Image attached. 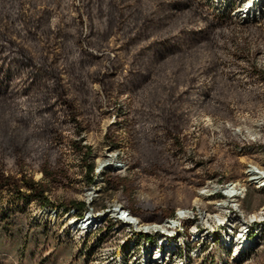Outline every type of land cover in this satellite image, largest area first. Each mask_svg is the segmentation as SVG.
I'll use <instances>...</instances> for the list:
<instances>
[{
  "label": "rangeland",
  "instance_id": "rangeland-1",
  "mask_svg": "<svg viewBox=\"0 0 264 264\" xmlns=\"http://www.w3.org/2000/svg\"><path fill=\"white\" fill-rule=\"evenodd\" d=\"M253 1L121 0L126 18L102 43L89 45L84 37L77 41L80 20L86 33L92 16L97 33L111 28V17L100 5L91 9L85 0H0V42L6 48L9 38L28 48L43 46L50 58L57 57L72 92L77 80L105 71L107 58L115 63L107 79L110 91L91 77L86 90L81 88L76 118L88 129L78 132L72 114L56 105L54 94L49 92L51 108L42 106L55 79L0 52V171L43 181L49 200L57 205L86 203L89 216L105 232L91 254L83 255L85 244L60 233L64 220L48 226L38 201L18 198L0 186V264H104L106 256H124L131 237L129 228L116 223L118 207L141 211L145 222L157 221L154 211L168 217L196 200L201 210L219 212L217 204L230 203L216 201L225 191L217 192L219 185L238 179L247 182L241 209L254 213L264 207V189H257L246 173L249 165L264 170V0ZM237 4L245 8L238 17L232 14ZM133 9L149 13L135 18L129 15ZM244 15L247 20L239 17ZM32 17H41L44 27L62 30L50 43L41 32L31 36ZM86 52L93 53V60L77 73L66 69ZM53 121L60 135L51 141L44 123ZM25 136L21 152L4 150L3 144L15 146ZM82 146L91 150L95 170L106 172L95 184L87 177ZM117 157L128 164L120 174L109 170ZM40 168L65 176L52 184ZM206 187L210 196L201 197ZM62 244L71 247V254L59 256L56 247ZM204 253L193 264H264V251L232 257L214 246ZM87 256L98 257L90 262Z\"/></svg>",
  "mask_w": 264,
  "mask_h": 264
},
{
  "label": "bare ground",
  "instance_id": "bare-ground-1",
  "mask_svg": "<svg viewBox=\"0 0 264 264\" xmlns=\"http://www.w3.org/2000/svg\"><path fill=\"white\" fill-rule=\"evenodd\" d=\"M255 2L256 0L252 4ZM243 7L244 5L237 4L232 14L236 17L239 15L238 12L244 14ZM259 8L257 7L255 11ZM239 17L246 19L245 15ZM125 160L114 158L109 170L112 169L118 174L123 173L128 168ZM101 173L99 170L95 172L93 184L99 180L97 177L102 178ZM246 173L252 175L250 182L257 189H264V170L249 165ZM246 184V181L238 179L219 185L217 192H221L225 187L227 193L223 190V195H218L216 201L225 199L230 202L229 207L225 203L217 204L216 210L219 212H209L204 210L205 208L201 210L196 200L191 208L177 209L172 217L161 222H145L131 214L125 205L118 207L115 211L116 223L118 226L129 228L131 237L122 250L124 256H106L104 264H193L195 258L206 255L204 253L206 248L212 249L214 246L218 247L224 256L232 257L244 254L245 251L250 253L243 256L264 251V207L254 213H245L241 209V200L247 194ZM199 194L201 197H209L210 191L206 187ZM40 210L45 214L50 227L64 220L60 233L64 239L75 238L85 244L83 255L85 253L90 255L93 246H97L105 239V232L99 230L96 220L89 216L87 206L82 215H78L73 209L65 210L55 206L40 207ZM231 210L236 214H228ZM94 233L97 235L93 238L91 234ZM248 248L251 249L247 250ZM87 257L91 258L92 262V259H97L98 256Z\"/></svg>",
  "mask_w": 264,
  "mask_h": 264
},
{
  "label": "trees",
  "instance_id": "trees-1",
  "mask_svg": "<svg viewBox=\"0 0 264 264\" xmlns=\"http://www.w3.org/2000/svg\"><path fill=\"white\" fill-rule=\"evenodd\" d=\"M85 1L87 2L88 6L91 7V9H93L94 5H97V6L100 5L102 9L105 10L106 15L109 14L112 20L111 28L102 30L100 33H97L96 28L94 27V23H95L94 16L91 17V21L89 22V32L88 33H86L84 30L85 24L82 22V20H80L79 25L81 27H80V32H79V39H77V41H79L80 39L84 37V40L86 39L89 45H91L90 43L99 45L106 39V37L111 33V31L115 30L116 23L123 22V20L126 18L127 13H124V11L122 10L123 5L119 4V1L121 0H85ZM148 13L149 12L141 13L140 10L133 9L132 12L129 13V15L136 18V17H145ZM0 20H1V17H0ZM31 22L34 24L33 25L34 27L30 29V32H28V34L36 37L35 35L39 36L41 32V34L43 35L42 38L44 37L46 42L48 43L52 42L53 36L57 35L58 31L62 30V28L55 29L54 27H44L43 26L44 20L41 17H32ZM37 27H40V28L37 29ZM25 41L28 43L29 41L28 36L24 37V42ZM69 41H72L71 37H68L67 45L65 46V52L67 54L71 52V42ZM7 43L9 45L6 48V45L0 42V52L3 54L4 57L11 58L17 62H22L28 65L30 68H41L47 74H50L55 79L54 87L47 89V91L42 96L43 108H51L49 104V95L50 93L54 94L56 96L55 100L57 101L56 105H61L62 107L70 111V113L72 114V117H73L72 121L74 125L77 127L78 132H82L88 129V126H83L84 124L76 118L78 113H80V110H81L80 109L81 88H85L86 90V82L88 80V77H91L92 79H94V81L100 82L103 86L106 87V89L110 91L109 88L112 87V84L107 82V79H109L108 77L109 73H111L112 70L114 69V66H115L114 59L112 57L107 58L109 61V65L105 71L95 70L94 72H91L90 76H86V77H83L81 80H77L76 87L74 88L75 92H72L70 85H69L70 83L69 84L65 83V80L63 78V71H61V68L57 65V60H58L57 57H55V59L50 58L47 55L46 49H44L43 46L33 45L28 48L24 46L23 44H20V42L15 40L14 38H9ZM68 44L70 45L68 46ZM7 49H10V51H8ZM93 56H94L93 53L86 52V54H84V56H82V58L78 60V62L76 63L71 62L70 64H68L66 69L74 73H77V70L81 66L93 60L94 58ZM34 72H37V70L35 69ZM85 99H87V95H85ZM8 109H10V105L8 106ZM53 113L55 116L58 115V113L56 112H53ZM44 127H45V131L49 133L51 137L50 139L51 141L53 140L52 138L55 137V135L57 137L58 135H60V128L56 121L44 123ZM10 132L11 131H9V133ZM106 137H107L108 142L113 143L114 141L113 138H111L110 136H107V134H106ZM26 140H27V137L25 136L15 146L14 145L12 146V144L10 143L3 144L4 150L13 149L18 152H21V150H23ZM78 141L82 142L81 139H79ZM83 148L86 149V151L83 152V162L86 168V174L90 181V184H93L95 181L94 180L95 164L89 161L91 150L89 148L87 149L86 146L80 147V149H83ZM40 172L45 177H48L52 184L59 182L65 176V174L62 171L53 170V168H51V170L50 168L49 170L40 168ZM112 172L114 171L112 170ZM92 174H94L93 178H91ZM104 174H106L105 171L101 173L102 179L104 178ZM0 186L2 189H10L9 191H11L12 193H15L18 198L29 199L30 201L35 200L36 202L38 201L40 207L55 206V207L63 208L65 210L73 209L77 212L78 215H82L86 207L84 202H70L67 204L68 206H61V205L55 204L53 201L49 200L47 196L49 189L47 188V186L44 185L43 181H40V182L35 181L32 178H28L26 175H21V178L17 179L14 176L7 175L5 172L0 171ZM127 209L131 212V214L137 217L143 216L142 212L138 211L137 209H134V208H127ZM174 213L175 212H172L169 215H167L168 217H166L162 212L154 211L153 212V215L155 217L154 219H157V221H152V222H161L166 218L172 217Z\"/></svg>",
  "mask_w": 264,
  "mask_h": 264
},
{
  "label": "crops",
  "instance_id": "crops-1",
  "mask_svg": "<svg viewBox=\"0 0 264 264\" xmlns=\"http://www.w3.org/2000/svg\"><path fill=\"white\" fill-rule=\"evenodd\" d=\"M57 253L59 254V256H67L69 255V253L71 254V247H69L68 245L62 244V245H58L56 247ZM28 257L25 256V259H27ZM24 259V261H25Z\"/></svg>",
  "mask_w": 264,
  "mask_h": 264
},
{
  "label": "built area",
  "instance_id": "built-area-1",
  "mask_svg": "<svg viewBox=\"0 0 264 264\" xmlns=\"http://www.w3.org/2000/svg\"><path fill=\"white\" fill-rule=\"evenodd\" d=\"M93 175L94 174H92V178H93ZM92 207V206H91ZM94 213L95 214H98V215H100V216H103L104 214H114V213H112V212H110V213H101V212H95L94 211ZM228 214H236L235 212H234V210H231L230 212H228ZM140 217V216H139ZM159 221V220H158Z\"/></svg>",
  "mask_w": 264,
  "mask_h": 264
}]
</instances>
